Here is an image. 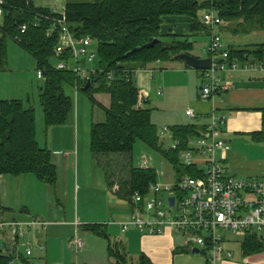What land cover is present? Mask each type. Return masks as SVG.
<instances>
[{
    "label": "trees",
    "instance_id": "16d2710c",
    "mask_svg": "<svg viewBox=\"0 0 264 264\" xmlns=\"http://www.w3.org/2000/svg\"><path fill=\"white\" fill-rule=\"evenodd\" d=\"M213 10L221 21L222 31L233 36L264 33V0H86L65 3L66 26L73 37H89L96 44L97 70L90 77V86L83 92L92 104H97L94 94H106L109 105L103 109L105 119L90 127L89 148L96 160L130 155L136 142L161 153L173 166L176 177H196L194 168H183L179 164V153L188 149L189 140L202 135L205 127L193 125L173 126L169 130L172 139L178 141L175 151H163L157 136L156 126L151 121L152 109L142 103L135 86L133 74L126 64L154 65L174 62L175 56L189 55L192 42L177 35L169 42L162 38L161 28L166 18L184 17L190 23V31H209L202 24L199 13ZM11 11H7L0 23V73L6 71L7 42L14 41L35 61L37 71H41L44 85L38 98L43 110L45 127L65 125L73 111L74 102L66 93L67 88L85 86L69 71H57L53 61L57 59L54 50L58 42L60 17L51 10L38 8L34 1L12 0ZM26 25L20 34L19 28ZM48 31L51 34L48 35ZM18 38V41L15 38ZM151 39L157 43L151 48L128 54ZM230 58L240 62L263 60L264 43L243 48H228ZM128 54V55H127ZM68 57V51L65 52ZM61 56L57 60L66 58ZM256 143H264V110L261 131L252 134ZM52 153L40 148L36 141L34 111L24 108L21 101L0 100V178L3 176L32 175L44 185L53 187L57 181V169L52 162ZM129 168L125 179L118 183L113 180L107 166L104 171L116 186V195L123 202L132 204L135 193L145 196L151 185L156 184V174L151 169ZM0 205V215L6 211ZM82 231L102 238L107 242L110 264H128L120 243L110 241L102 225H87ZM240 251L243 258L264 253V246L255 234L241 238ZM184 252V251H183ZM188 252V251H187ZM177 253V252H176ZM13 256L0 255V264H11ZM22 264H30L21 259ZM137 264H152L144 256H139Z\"/></svg>",
    "mask_w": 264,
    "mask_h": 264
},
{
    "label": "crops",
    "instance_id": "0c3cea01",
    "mask_svg": "<svg viewBox=\"0 0 264 264\" xmlns=\"http://www.w3.org/2000/svg\"><path fill=\"white\" fill-rule=\"evenodd\" d=\"M34 5L46 8L43 5L35 3ZM50 5L48 9L51 11L62 8L61 3L56 0ZM175 20L178 24H173ZM166 31L168 34H165ZM222 32L220 28L221 38ZM190 33V23L184 17L166 18L161 28V34L164 36L177 35L189 40ZM164 64H167V67H163ZM126 68L133 74L140 99L147 105L151 99L155 105H160L159 97L164 94L163 101L169 99L177 85L181 89L190 88L185 112L192 110L196 118H188L185 112L182 117L172 109L167 128L186 125L206 127L214 110L215 116L225 117V124L219 133V138L225 143V150L217 153L226 174L236 178H257L264 181V143H256L252 139V134L260 132L262 127L264 75L259 72L235 73L231 76L232 85L229 90L218 94L213 100L201 101L199 98L201 70H191L184 62H158L147 66L129 63L126 64ZM77 92L78 90L73 89L70 96ZM94 100L98 104H91L90 111L85 110L79 117L73 107L66 123L69 125L66 130H72L71 140L73 136L75 139L69 151L61 154L57 144L56 146L53 142L50 146L46 144L57 169V181L53 187H48L37 179L36 181L31 179L30 175H24L25 177L21 179H10L9 176L0 178V205L7 209L0 215V220L26 221L29 218H36L48 224L45 231L37 237L44 246V252L42 254L36 248L39 253L33 258L42 264H68L65 258V253H68L66 244L74 235H78L84 245L81 260H90L92 264L106 263L110 260L107 242L82 231V227L87 225L104 226L110 241L120 243L124 252H130L137 257L144 255L152 264H175L176 256L188 251L182 247L183 239L180 234L167 230L164 235L150 236L133 228L124 232L121 230V224L134 216L133 205H124L117 197L116 186L109 184L113 180L107 177L101 166L103 159L98 162L90 152V127L104 121L105 115L101 110L108 107L105 103L98 102L96 98ZM184 118L190 120V123L185 125ZM80 137L83 143L81 146L78 143ZM57 190H59L57 196L64 202L59 198L52 201L53 191L56 193ZM100 240H103L105 245ZM31 259L27 260L30 264ZM242 259L241 264H264V253ZM220 264L238 263L225 260Z\"/></svg>",
    "mask_w": 264,
    "mask_h": 264
},
{
    "label": "built area",
    "instance_id": "2783aa9c",
    "mask_svg": "<svg viewBox=\"0 0 264 264\" xmlns=\"http://www.w3.org/2000/svg\"><path fill=\"white\" fill-rule=\"evenodd\" d=\"M11 4L12 0H0V20L7 11H11ZM52 12L60 16L56 20L59 35L54 55L57 59L66 57L65 52L68 51V57L58 60L54 68L57 71L72 72L84 85L96 73L85 69L96 58L95 53L89 51L94 43L89 37H73L66 26L64 13ZM201 22L209 31V41L202 49L205 59L209 61V68L201 70V101L213 100L218 94L229 90L232 85L231 76L235 73L264 72V58L262 61L254 59L243 62L230 58L228 48L219 34L221 21L212 9L202 14ZM26 29V25L20 26V34ZM15 40L18 41V38ZM36 77L38 80L44 79L41 71H37ZM142 103L139 99L136 106L140 107ZM185 115L190 119L196 118L192 110H187ZM209 117L210 122L202 135L189 141L188 149L179 153L180 166L196 169L197 176L178 177L172 187L162 188L157 183L153 184L144 197L135 193L132 197L134 216L121 224V230L124 232L133 228L150 236H161L167 230L173 231L182 236L184 249H198V253L203 250L208 253L206 264H220L227 260L222 258L221 246L227 232L240 238L255 234L264 246V181L226 174L222 162L215 158L217 152L225 150V143L219 138L225 117L218 119L214 110ZM157 136L160 140L167 136L171 140L170 149H177L179 143L172 139L169 128L157 131ZM141 166V169H148L147 161L144 160ZM164 194H167L166 198L161 197ZM170 198L174 199L172 206ZM47 225L36 218L26 221L0 220V255L14 256L20 239H24L22 245L25 251L22 257H33V243L43 254L44 246L37 237L45 231ZM29 232H32L33 241L27 237ZM219 233L222 235L218 236ZM66 246L76 253L84 247L78 235L69 239ZM226 256L230 257L231 254Z\"/></svg>",
    "mask_w": 264,
    "mask_h": 264
},
{
    "label": "rangeland",
    "instance_id": "374dc122",
    "mask_svg": "<svg viewBox=\"0 0 264 264\" xmlns=\"http://www.w3.org/2000/svg\"><path fill=\"white\" fill-rule=\"evenodd\" d=\"M53 1L55 0H34V3L40 6L43 5L46 7L44 9H48L49 7H51L50 3ZM56 1L60 2L62 7L60 10H58V13L63 14L65 3L67 1L83 2L86 0H56ZM202 13H199V17H201ZM177 22L178 21L175 20L173 24H178ZM186 24L187 23L185 22L184 25ZM167 31L165 34H168ZM190 34H191V38L189 39H191L192 42V47L191 50L189 51L190 55L197 58L205 59V55L202 53V49L208 43L209 37L206 34H204L203 31H198V32L191 31ZM170 39L171 37L168 35L162 38V40H164L165 42H169ZM222 40L226 47L229 46L235 48L238 46L250 47L252 45L263 44L264 33L253 32L248 35L233 36L232 34L223 31ZM89 51L95 53L96 55V44H93ZM57 63L58 60L54 59L53 61L54 66ZM97 65H98V60L97 58H95L94 62L92 64H87L85 69L88 70L89 72L96 71ZM163 67H167V64H164ZM5 68L6 71L0 73V100L21 101L24 108L33 109L34 118H35V127H36V141L40 146V148L48 149L46 147V144L50 146L51 142H53L54 146H56L57 144V146L61 149V154H63V152H65L66 150L69 151L72 148V144L75 142L74 136L73 139L71 140L72 130H66L69 127V125L67 124L61 126H52L49 128L45 127L44 114L38 98L39 90L44 85V79L41 80L37 79L36 77L37 69L35 67V61L28 53L22 50L14 41L7 42V57L5 62ZM261 74L264 75V72ZM187 90H188L187 88L181 89L177 85L173 88V92L169 97V99L163 101L162 97L164 94L159 97V100H161L160 105H155L154 100L153 99L150 100V103L147 105V107L152 109L151 119L153 124L156 126L157 131H160L163 128L168 127L167 121H169L168 118L170 117V113L172 109L174 113H176L177 115H182V117H184L185 105L188 100L187 95L189 92H191L190 88L188 92ZM70 92H73V90L71 88H67L66 89L67 95L68 94L70 95ZM92 96H94V98L99 100L98 102H100L101 104L105 103V106H108L109 104L108 95L94 94ZM71 97L73 98L74 101V112L76 115H78V117L81 116V114L85 110L87 112L90 111L91 109L90 106L92 103L88 98V96L85 95L82 91H78L76 94H73ZM216 117L218 119L220 118V116H216ZM183 123L186 125L190 123V120L184 118ZM167 136L160 140V144L162 146L163 151L170 150L171 147V140ZM78 143L80 146L83 144L81 137ZM215 158L216 160H219L218 153L215 154ZM130 160H131L130 162L131 166L136 168L142 167L141 166L142 162L146 160L147 168L155 172L156 182L158 185L162 186V188L172 187L175 185L177 177L173 166L167 161V159L161 153L147 148L145 145H143L140 142L135 143L132 153L130 155L116 156L115 158L113 157V159L105 157L103 159V164L107 166V169L109 170L110 175L113 177V180H115V182L118 183L119 181L125 179L127 175L126 173L129 168ZM103 164L101 165L100 163V165L104 168ZM9 177H11L10 179H19V178L21 179L25 176H18V177L9 176ZM29 177H31V179H34L36 181V178L34 176L30 175ZM44 187H45L44 189H46V186ZM51 192H50V197H52ZM53 192H54L53 194L54 198L52 199V201H54L55 199L58 200L59 198L61 202H64V200L60 198V196H57L59 190H57L56 193L55 191ZM96 193L98 192H95V194ZM161 197L166 198L167 194L161 195ZM123 204L125 205L129 203L127 201H124ZM220 235L222 234L219 233L218 236ZM27 237L31 241H33L32 232H29L27 234ZM20 240L21 241L18 243L17 247L15 248V254L13 256L11 264H22L21 263L22 258L25 260L31 259V258L27 259L25 257H22L24 256V251H25V248L22 245L24 243V239H20ZM188 240L193 242V239L190 237H188ZM240 241H241L240 236L231 235L230 233L227 232L226 240L221 245L223 249L222 258L227 259L229 262H237L238 264L239 263L241 264L243 262L242 261L243 259L240 251ZM100 242L103 245H105V242L103 240H100ZM0 244L2 243L0 242ZM31 247L33 253L35 254L32 257L33 259L34 256L38 255L39 252L37 253L36 248L34 247V243L32 244ZM66 251L69 253V254L65 253L66 254L65 258L68 261V264H85L86 262L92 264L90 260L88 261H86L85 259L81 260V257H83L82 251L76 253L74 250H70L68 248L66 249ZM228 253L231 254L230 257L226 256ZM125 255L128 264H137L139 256L137 257L136 255L130 252L128 253L126 251H125ZM207 257H208V253L203 252V250H200V253L198 254H192L190 250L186 253H179L175 258V264H206ZM32 259H31L32 264H42L39 260H35L36 258L33 260ZM110 263H111V259L107 260L106 263L102 262L99 264H110Z\"/></svg>",
    "mask_w": 264,
    "mask_h": 264
},
{
    "label": "water",
    "instance_id": "95a60500",
    "mask_svg": "<svg viewBox=\"0 0 264 264\" xmlns=\"http://www.w3.org/2000/svg\"><path fill=\"white\" fill-rule=\"evenodd\" d=\"M157 39H151L148 43L135 48L133 51H131L128 54H132L134 52L140 51L142 49H147V48H151L153 47V45L155 43H157ZM188 43H191V40H188ZM127 54V55H128ZM176 61L178 62H184V64L186 65L187 68L191 69V70H206L209 68V61L207 59L204 60H200V59H196L195 57H192L191 55H187V54H180L174 57ZM90 86V81H87L85 86L82 88V92H85ZM170 205H173L174 199L170 198L169 199ZM198 249H192L191 253L192 254H198Z\"/></svg>",
    "mask_w": 264,
    "mask_h": 264
}]
</instances>
